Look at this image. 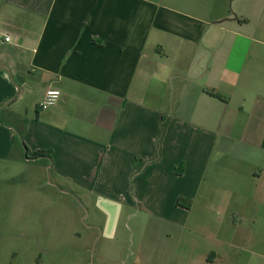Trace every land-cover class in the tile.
<instances>
[{
    "label": "crops",
    "instance_id": "0c3cea01",
    "mask_svg": "<svg viewBox=\"0 0 264 264\" xmlns=\"http://www.w3.org/2000/svg\"><path fill=\"white\" fill-rule=\"evenodd\" d=\"M0 33V164L168 199L171 221L200 239L181 264L232 251L264 264V0H0ZM47 88L61 95L41 110ZM31 198L0 193V221L22 219Z\"/></svg>",
    "mask_w": 264,
    "mask_h": 264
},
{
    "label": "rangeland",
    "instance_id": "374dc122",
    "mask_svg": "<svg viewBox=\"0 0 264 264\" xmlns=\"http://www.w3.org/2000/svg\"><path fill=\"white\" fill-rule=\"evenodd\" d=\"M236 108H232L234 113L239 111ZM1 164L0 193L12 194L17 189L24 199L33 196L35 200L31 207H23L22 219L0 221V261L4 264H181L183 253L196 251L200 239L170 219L177 214L173 203L168 199L148 202L143 188L138 192L143 200L136 202L131 182L128 190H107L101 196L96 191L71 189L55 179L44 162L26 169V164L15 160ZM3 183L14 189L6 190ZM183 232L184 244L179 236ZM235 240L239 244L241 238ZM232 254L222 264H245L243 255Z\"/></svg>",
    "mask_w": 264,
    "mask_h": 264
},
{
    "label": "trees",
    "instance_id": "16d2710c",
    "mask_svg": "<svg viewBox=\"0 0 264 264\" xmlns=\"http://www.w3.org/2000/svg\"><path fill=\"white\" fill-rule=\"evenodd\" d=\"M22 122H23V124H25L26 120L23 119ZM167 123H168V118L166 116H163L161 118V123H160V132L156 138L158 154L156 157L152 158L151 160H156L158 158L159 152L161 150V142H162L163 135H164L166 127H167ZM21 134H22V131H18V133L15 137L14 144H13L14 149L18 148V146H21V147L24 146V143H23L22 138H21ZM24 154H25L26 158L33 159V160L45 159V158L50 157V151H48V150H37L34 152H29V150L26 149V153H24ZM182 200L183 199L179 198L177 201V205H180L182 203L181 202Z\"/></svg>",
    "mask_w": 264,
    "mask_h": 264
},
{
    "label": "built area",
    "instance_id": "2783aa9c",
    "mask_svg": "<svg viewBox=\"0 0 264 264\" xmlns=\"http://www.w3.org/2000/svg\"><path fill=\"white\" fill-rule=\"evenodd\" d=\"M10 41V35L0 33V42ZM61 92L59 89L47 88L39 102V109L45 110L51 105L55 104L60 98Z\"/></svg>",
    "mask_w": 264,
    "mask_h": 264
}]
</instances>
